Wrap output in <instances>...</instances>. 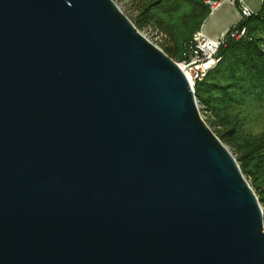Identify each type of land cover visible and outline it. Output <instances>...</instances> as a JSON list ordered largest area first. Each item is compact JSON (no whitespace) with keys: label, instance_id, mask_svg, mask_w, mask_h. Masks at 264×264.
I'll list each match as a JSON object with an SVG mask.
<instances>
[{"label":"water","instance_id":"water-1","mask_svg":"<svg viewBox=\"0 0 264 264\" xmlns=\"http://www.w3.org/2000/svg\"><path fill=\"white\" fill-rule=\"evenodd\" d=\"M0 264H264L256 190L115 0H0Z\"/></svg>","mask_w":264,"mask_h":264},{"label":"trees","instance_id":"trees-1","mask_svg":"<svg viewBox=\"0 0 264 264\" xmlns=\"http://www.w3.org/2000/svg\"><path fill=\"white\" fill-rule=\"evenodd\" d=\"M222 1V0H215ZM129 17L175 61L212 9L206 0H129ZM248 36L229 40L220 62L195 86L205 120L227 144L264 206V2L240 22Z\"/></svg>","mask_w":264,"mask_h":264},{"label":"built area","instance_id":"built-area-1","mask_svg":"<svg viewBox=\"0 0 264 264\" xmlns=\"http://www.w3.org/2000/svg\"><path fill=\"white\" fill-rule=\"evenodd\" d=\"M223 2L238 6L241 15L240 22L256 14L244 0H206L212 11ZM240 22L229 28L218 39L207 36L202 28L195 33L193 40L185 47L182 59L177 61L193 87L217 66L221 60L219 52L222 47L227 45L229 40H240L248 36L247 27L240 26Z\"/></svg>","mask_w":264,"mask_h":264},{"label":"crops","instance_id":"crops-1","mask_svg":"<svg viewBox=\"0 0 264 264\" xmlns=\"http://www.w3.org/2000/svg\"><path fill=\"white\" fill-rule=\"evenodd\" d=\"M255 12H259L263 6V0H244ZM241 20L237 5L223 2L218 8L211 12L201 27L204 33L218 39L229 28Z\"/></svg>","mask_w":264,"mask_h":264},{"label":"rangeland","instance_id":"rangeland-1","mask_svg":"<svg viewBox=\"0 0 264 264\" xmlns=\"http://www.w3.org/2000/svg\"><path fill=\"white\" fill-rule=\"evenodd\" d=\"M119 6L123 9V11L127 14L130 15L131 13V9L129 6V0H115ZM144 35H146L151 41H153L154 43L157 44V41L155 40V38H152V35L149 33V31H143L140 30ZM158 45V44H157ZM202 116L205 118V114L202 113Z\"/></svg>","mask_w":264,"mask_h":264}]
</instances>
